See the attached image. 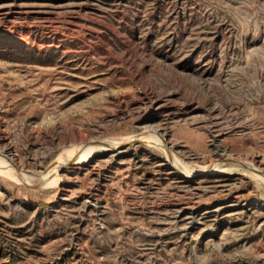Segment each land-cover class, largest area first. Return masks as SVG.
<instances>
[{
    "label": "rangeland",
    "instance_id": "374dc122",
    "mask_svg": "<svg viewBox=\"0 0 264 264\" xmlns=\"http://www.w3.org/2000/svg\"><path fill=\"white\" fill-rule=\"evenodd\" d=\"M252 169L264 0H0V264H264Z\"/></svg>",
    "mask_w": 264,
    "mask_h": 264
},
{
    "label": "bare ground",
    "instance_id": "6f19581e",
    "mask_svg": "<svg viewBox=\"0 0 264 264\" xmlns=\"http://www.w3.org/2000/svg\"><path fill=\"white\" fill-rule=\"evenodd\" d=\"M134 137H132V139H133ZM136 139V138H135ZM130 140H131V138H130ZM122 142V141H121ZM163 143V142H162ZM82 146H83V144H82ZM89 147V146H88ZM122 147V146H121ZM84 148H86V146L85 147H83L82 149L84 150ZM93 148H91V150H92ZM74 152H76V151H74ZM80 152H83L82 150H80L78 153L80 154ZM171 153V152H170ZM69 155V154H68ZM67 155V156H68ZM66 156V157H67ZM73 156V155H72ZM80 156V155H79ZM68 158V157H67ZM70 158V157H69ZM172 159V158H171ZM173 159H174V157H173ZM177 160V159H176ZM177 162V161H176ZM180 165H181V163H179ZM176 166H178V165H176ZM253 168V167H252ZM181 170V169H180ZM182 170H183V168H182ZM252 170H256L259 174H260V176H262V178L264 179V170L262 171L261 169L260 170H257V169H252ZM184 172V171H183ZM187 172V171H186ZM186 174H188V173H186ZM185 174V175H186ZM188 176H190V175H188ZM198 178V177H197Z\"/></svg>",
    "mask_w": 264,
    "mask_h": 264
}]
</instances>
